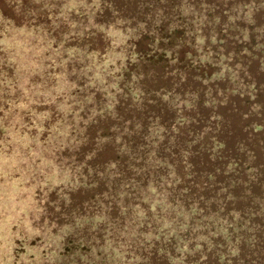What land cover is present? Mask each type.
I'll return each mask as SVG.
<instances>
[{"label": "trees", "instance_id": "16d2710c", "mask_svg": "<svg viewBox=\"0 0 264 264\" xmlns=\"http://www.w3.org/2000/svg\"><path fill=\"white\" fill-rule=\"evenodd\" d=\"M32 1L15 102L41 113L16 127L40 147L37 232L85 227L99 264H264V0ZM1 21L0 41L33 28Z\"/></svg>", "mask_w": 264, "mask_h": 264}, {"label": "rangeland", "instance_id": "374dc122", "mask_svg": "<svg viewBox=\"0 0 264 264\" xmlns=\"http://www.w3.org/2000/svg\"><path fill=\"white\" fill-rule=\"evenodd\" d=\"M258 1L256 0V6L259 5ZM37 12V5L33 4L32 0H0V25L3 17L12 20L14 25L24 24L22 26L33 27L28 31L26 29H22L20 32L17 31L18 35L13 32V34H10L8 41L7 39L0 41L1 45L9 46L3 47L0 45V155L8 157L7 164L12 169L11 173L13 175H24V187L21 192L15 195V203L18 208H13L11 204L8 205L10 202L9 197H13V195H9V197L6 193L0 195L3 206L8 205V213L12 211L8 218L4 211L0 212V260H2L0 264H6V262L10 264L11 262H14V264H99L100 257L97 258L95 251L88 254L85 248H80L79 246L80 242H78V239L84 236L85 227L73 229V231L69 230L68 234L54 238L50 237L46 229L41 234L34 227L37 224L34 221L36 219L34 217L36 213L35 207L33 205L28 206L26 203L32 191L30 189L32 182L35 181L32 177L34 170L29 168V165L38 159L36 151L40 147L32 141L31 137L22 139L16 132V127L24 125L23 122L26 116L36 115V113L41 116V113L33 109L32 103L29 101L24 106H19L15 102L17 98L22 96V91L25 97L31 96L23 90L26 78L22 75L25 69L29 67L28 61L31 62L33 60L27 57L24 45H22V49L17 45L18 42L21 44L26 43V41H21L20 37H25L27 41H34L38 31L34 27L40 23ZM2 23L9 24L7 22ZM2 38L3 34L0 36V39ZM26 48H29L28 42ZM16 57L17 62H15ZM6 59L19 64L20 68L18 66L17 70L10 71V65L6 64ZM34 59L37 60V57ZM8 103L13 104L11 108L6 109L5 107ZM28 149L32 152L31 155L26 152ZM3 190L5 191L6 189ZM36 193H39L37 189L34 190V195ZM83 199H85V196L82 193L79 194L78 200L81 201ZM62 214L66 213L63 212ZM12 217L15 220L12 221ZM8 220L16 224L15 229L7 225ZM17 231L18 234H21L20 238H18V234H15ZM13 234H15L13 241L10 240V242L6 243L9 240L8 236L10 237ZM73 240L77 241L75 244L77 250L67 251L66 245ZM18 252L20 253L18 254ZM3 255L6 261H3Z\"/></svg>", "mask_w": 264, "mask_h": 264}]
</instances>
